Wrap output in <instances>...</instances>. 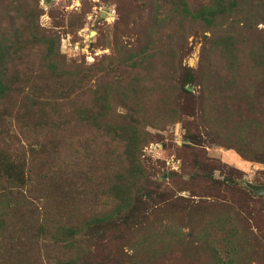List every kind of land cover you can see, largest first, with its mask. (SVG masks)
<instances>
[{
	"label": "trees",
	"instance_id": "trees-1",
	"mask_svg": "<svg viewBox=\"0 0 264 264\" xmlns=\"http://www.w3.org/2000/svg\"><path fill=\"white\" fill-rule=\"evenodd\" d=\"M152 2L137 42L116 44L108 64L87 68L67 63L60 38L40 27L37 4L17 0L0 13V264H156L180 243L192 257L206 251L208 264L261 261L244 209L218 196L199 205L176 198L141 153L150 130L182 122L196 129L185 135L188 152L203 145L201 128L212 146L264 164V0ZM132 12L119 8L128 32L138 24ZM174 25L211 34L201 71L183 65L187 38L178 43ZM71 116L92 133L75 139ZM206 162L194 165L214 167ZM208 183L203 197L232 190Z\"/></svg>",
	"mask_w": 264,
	"mask_h": 264
},
{
	"label": "rangeland",
	"instance_id": "rangeland-1",
	"mask_svg": "<svg viewBox=\"0 0 264 264\" xmlns=\"http://www.w3.org/2000/svg\"><path fill=\"white\" fill-rule=\"evenodd\" d=\"M16 1L0 0V13H2L6 6L13 7ZM27 1L31 2L32 5L37 4L38 10L41 12L39 18L40 27L60 38V52L66 58L67 63L85 68L96 65L104 59L105 63L108 64V58L113 56L116 44H134L137 42V39L144 32L143 24L146 25L149 9H154L152 0ZM193 1L200 3L205 0ZM142 2L145 4H142ZM125 6L129 9V12L134 11L131 14H134L133 18L138 21L135 27L136 31L128 32L122 28L127 19L121 20L119 8ZM139 6L143 7L141 10L146 8L143 13L136 12ZM154 15L155 13L150 18L154 17ZM140 16L141 18L139 19ZM10 22L9 19L8 25ZM258 30H264V27L261 25ZM168 31L174 32V37H176L178 43L182 41V38H187V50L185 57H183V65L193 70L201 71L204 49L206 47L207 51L209 49L207 38L211 34L206 32L201 26H191L190 29L188 28L186 32H183L180 26L175 29L174 25ZM189 88H192V93H196L198 96V88ZM72 111L73 109L69 108L67 112L70 114ZM121 112L123 111L118 110V114ZM69 120L73 126L69 134H74L75 139H78V134L92 133L91 131L84 132L77 130L74 126L75 116L69 117ZM184 121L191 122L192 119L186 116L184 117ZM195 131L194 127L192 131L188 132L185 130L182 122L170 126L165 131L157 132L150 130L149 144L142 150L141 162L147 170L156 176L159 182L164 177L163 180H166V190L173 192L176 198L186 199L193 205H199L202 202L213 203V200H217L218 196L219 200H226L227 203L231 204L235 208L234 210H240L241 212L244 209L245 212L241 215L246 218L244 228L249 230L248 232L253 231L258 237L259 246L255 250L262 251V259L261 261L253 260V262H250L252 259L249 258L250 256L243 258L238 255L236 257V264H264V198L256 196L249 187L250 185H264V164L247 162L234 150L212 146L211 139L207 135L209 134L208 130L201 128L200 133L202 135L200 140L203 142V145L196 147L193 152H188L189 149L185 146V135H194ZM14 133H17V131H14ZM31 134L40 133L36 131ZM113 148L116 149L118 147L113 145ZM196 160L205 164L207 160L215 162L214 167H211L213 169L203 167L206 170H200L194 165ZM215 164H218L219 167H215ZM171 173L177 174V178L173 180L168 179V175H171ZM197 175H200L201 179H197ZM202 177H204V180ZM211 178L214 181L225 182L232 190H226V186H223L220 190L221 193L212 189V195L210 196L214 197H203L205 196L204 190H207L210 186L208 181ZM227 181L230 183H227ZM246 202L249 203L248 207H245ZM87 204L90 206L91 201ZM82 206L83 204H79L78 207L82 208ZM197 210L200 212L201 208ZM194 215H196V210L191 214L192 217H195L193 219V229L195 231L192 232V235H198L199 227L197 220H200L202 214L198 216ZM175 218L180 220L179 223H181L185 217L184 214L177 213L175 214ZM244 231L242 228V232ZM185 232L187 234L189 230ZM116 235L114 234L113 237ZM217 247L221 250L220 245H217ZM190 252L191 248L184 246V243L175 244L174 248L168 251L167 259H161L156 264H208L210 262V257L206 254V251L200 252L199 255L195 254L193 257L189 254ZM200 259L204 262L202 263Z\"/></svg>",
	"mask_w": 264,
	"mask_h": 264
},
{
	"label": "water",
	"instance_id": "water-1",
	"mask_svg": "<svg viewBox=\"0 0 264 264\" xmlns=\"http://www.w3.org/2000/svg\"><path fill=\"white\" fill-rule=\"evenodd\" d=\"M192 88H189V91L192 92ZM250 189L254 192V194L256 196H261L264 198V186H253V185H250L249 186Z\"/></svg>",
	"mask_w": 264,
	"mask_h": 264
}]
</instances>
